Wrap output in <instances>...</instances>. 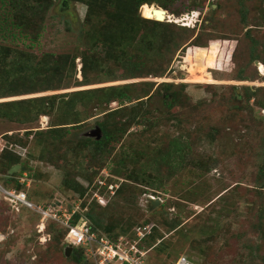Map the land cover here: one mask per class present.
I'll return each instance as SVG.
<instances>
[{"label": "rangeland", "instance_id": "374dc122", "mask_svg": "<svg viewBox=\"0 0 264 264\" xmlns=\"http://www.w3.org/2000/svg\"><path fill=\"white\" fill-rule=\"evenodd\" d=\"M52 2L35 38L9 24L13 8L9 0H0V47L10 49L7 60L0 61L3 77L10 80L6 85L0 80L5 94L0 108L13 117L0 115V139L6 138L2 144L16 152L14 142L26 138V130L77 125L70 131L51 129L53 135L64 134L51 148L47 141L30 142L24 177L32 201L62 211L78 205L82 212L97 202L115 222L147 216L164 237L149 250L147 262L152 264H171L179 254L195 264H264V244L262 252L252 248L257 237L264 238L255 229L263 225L264 230V0H149L162 21L146 19L135 1L115 0L90 20L87 1ZM195 37V43L208 44L212 37L219 41L194 48L189 45ZM150 39L154 47L146 56L142 50ZM118 40L126 46L112 47L120 45ZM48 53L76 57V69L51 75ZM83 53L97 70L92 81L77 84ZM219 55L222 68L216 63ZM96 60L109 72L99 73ZM156 64L165 71L130 75L133 67ZM50 65L55 67V62ZM163 82L179 89L180 100L173 108L166 107L161 95L143 97ZM9 89L15 92L11 96ZM121 92L129 98L120 97ZM146 107L160 111L165 120L139 122ZM102 121L113 134L110 144L116 146L110 157L95 154L92 147L80 156L69 155L66 166L63 160L59 165L37 157L45 146L55 156L52 148L62 141L98 140L91 132ZM103 134L101 129L99 139ZM114 156L122 165L111 160ZM126 174L139 179L125 186L130 197L116 192L130 178ZM66 175L87 191L66 187ZM4 177L1 170L0 180ZM7 204L0 194V264H74L51 241L49 218L42 232L41 214L27 208L15 211ZM176 216L180 225L170 231L169 222Z\"/></svg>", "mask_w": 264, "mask_h": 264}, {"label": "trees", "instance_id": "16d2710c", "mask_svg": "<svg viewBox=\"0 0 264 264\" xmlns=\"http://www.w3.org/2000/svg\"><path fill=\"white\" fill-rule=\"evenodd\" d=\"M76 1H87L85 3L87 5V20H90L97 10H100L101 8L109 5L110 3L114 2L115 0H101L100 2L96 1V0H76ZM127 1L128 2H134L135 1V4L140 2L139 5H141L143 15L146 17V19L147 18H154V19H157L158 21L160 20V19L156 18L152 12V11L157 12L158 7L155 5H152V4H147V3H150L149 0H127ZM9 2L13 8L11 14L9 15V16H11V20L8 17L9 24L11 26L19 27L21 30H24L27 33V35L34 34L35 38H38L41 35V31H42V28L44 26V14L46 13L47 9L49 12L50 9L54 5L52 0H48V2H46L44 0H9ZM119 3H122V2H119ZM143 4H145V5H143ZM161 13H165V15L169 16L167 11L163 8L161 9ZM160 21H162V20H160ZM197 37L192 38V39L190 38L191 41H190L189 46H191V47L194 46V48H196V47L207 48L211 44L212 41H217V42L219 41L216 38L214 39L212 37L209 39L208 44H206V43H204V44L203 43H195L194 41H197ZM146 41H147V38H146ZM151 41H153V39H150L149 42H147L148 46H146L144 48V50H142L143 55L148 56L150 54V50L153 49L154 46L150 43ZM224 42H227V41L225 40ZM118 44H120V45H113L112 47H114V48H121L122 47L123 48V46H126V45L122 44L121 40H118ZM191 47L189 49H191ZM183 50H184V48H183ZM187 52H188V50L186 51V54H187ZM9 53H10V49H5V48L0 47V61H6ZM186 54H185V56H186ZM109 55H111V50H109L107 56H109ZM81 56H82V62H83L82 74H81V77H79L75 74V76H76L75 79H76L77 84H84L86 82L92 81L91 75L93 74V72H95L97 70V69L92 68L91 63L89 61V58L87 57V55L85 53H83ZM48 59H49L48 66L51 68L49 71H52L51 75H55L57 73L62 74V72L66 71L70 68H73V70L76 69V65H75L76 57H74V56L69 57V56H67V54H62V55H58V56L54 57V55L52 53H48ZM220 60H221V55L218 56V59L216 61L217 66H219V67H221L219 64ZM51 62H53V63L55 62V67L50 65ZM96 62L99 65V68H101V69H98L99 73L109 72L108 69H103L102 62L97 61V60H96ZM93 65L97 66L95 63H93ZM153 71H160L161 73H163L165 71V68L162 66V64H156L153 67H147V66L143 65V66H140L139 68L133 67L131 69L130 75H132V76H146L149 73H153ZM2 72L3 71L1 70L0 71V80L3 84L6 85V83L10 80H8L7 77H3ZM239 79L240 80H246V78H243V77H241ZM12 80L17 82V79H12ZM161 85L164 88L163 92H161V90H160ZM2 87H4V86L0 85V89ZM260 87H262V86H260ZM260 87H255V88H260ZM46 89H48V88H46ZM116 89H120V88H116ZM8 91H9L8 93L12 92V90H10V89ZM3 93L4 92H2L0 90V97H5L4 96L5 94L3 95ZM14 93L15 92L10 93L8 96L13 95ZM159 95H161L163 97V102L165 103L167 108H173L174 105H176V103L178 102V100H180L178 87L174 88V85L171 83H168V82L160 83L155 90H152V89L149 90L148 93L145 94L143 97H146L147 100H152ZM120 97L129 98V94H127L126 92H121ZM125 98L124 99L123 98H117L116 100H118V102L123 103ZM146 99H142L140 101H145ZM1 103H0V105L3 106V104H1ZM151 109L152 108H150V107H146L143 112L139 113V115H140L138 118L139 122L142 121L144 123H148V122H152V123L159 122V124L162 123L163 120H165V117L161 116L162 114H160L161 113L160 111L154 112ZM0 115L2 117L13 118L8 111H4L2 108H0ZM99 124L101 127L100 129H102V131L104 133L103 134L104 136L101 139L94 140L92 138H79V139L73 138L67 142L62 141L61 143H58L57 146H55L56 148H52V149H55V153H56L55 156L50 154L51 153L50 148L52 146V143H54V141L57 140V138H59V137H61V138L58 141H61L62 138L64 137V134L59 133V134L53 135V131H50V130L66 127V128H68L67 130L70 131L72 127H76L77 125L63 126V125H66V124H63L61 126H57V128H48L45 130L44 129L34 130V131L30 130V129L26 130L25 131L26 132V138H19L18 140H15V142H14L15 146H16V152L10 151L7 148V145L3 149H0V171L2 170L4 172V175H5L4 179L2 178L3 181L2 180L1 181L7 187H14V188H17L19 190L25 189L26 186L19 182L18 177L22 176L24 171L27 170V167L29 164L28 161L30 159V154H31V151H30V148H31L30 144L31 143L30 142L33 139L36 141L37 144L38 143H44L46 141L48 142L47 144L50 146V148L46 147V146H45V148H40L41 149V150H39L40 154H38L37 157H39V158L43 157L46 159V161H48L47 159L49 158V160L53 164H59L60 165V162L63 160V163H65L63 166H66L67 163L70 161L69 155L70 156H72V155L73 156H77V155L80 156L83 151L89 150L90 147H92L95 154H97L99 156H104L106 158L110 157L114 148L116 147L115 144L114 145L110 144V141H111V138L113 137V134L110 133V130L107 126L108 124L106 122L102 121V122H99ZM1 137H2L1 138L2 142H4L6 138H4V136H1ZM52 137H55V138H52ZM178 137H179L178 138V140H179L180 136H178ZM7 138L9 139V140L7 139L8 141L12 140L11 137L7 136ZM22 139H24V140H22ZM117 140L119 142L120 135L117 137ZM58 141H56V142H58ZM91 155H92V153H87L86 157H88V156L90 157ZM183 156H184L183 153H180L178 157L181 158ZM111 160L115 163L122 165L120 160H117V158L115 156ZM177 161H178L177 164H181L180 160H177ZM101 163L103 164V162H101ZM16 164H20L19 171L14 172L12 174L9 173V170L12 167H14ZM113 170H115V169H113ZM68 175H66V177L63 180L66 187H71L72 190H75V191H82V192L87 191V188L81 182L77 181L74 178H73V180H70L71 178H69ZM126 175H130L129 176L130 180L129 179L124 180V182H122L121 186L117 188L116 192L118 195L120 194L123 197H130L129 191L125 190V193H124L125 186L128 185L127 183L132 182L133 180L136 182H139L138 181L139 179L136 177L137 175L136 176H133L131 174H126ZM28 197L30 200H32L31 195L30 196L28 195ZM42 205L45 208L50 206V204H48V203H45ZM73 206H74L73 204L69 205V209H71ZM8 207L10 208L9 205H8ZM100 207H101V205L98 204L97 202H95L94 205H92L90 208H89V206L87 207V210H89L87 212H82L78 208L75 211V213L72 215V217L70 218V221H69L70 224L71 225H77L81 221H87L89 226H90L91 231L96 232L100 236L106 235L107 237H109L111 240H114V241H116L120 236L133 238L134 237V229L137 225L149 224V225H152V230L141 242V246H144L145 248H147L149 250H151L152 247H155L156 244L153 245V242L157 243V241H156L157 238H161V237L164 238L163 233L157 228V226H155V224L147 216L143 217L145 219H141V220H139L138 218H130L128 223H127V219L125 220V222H123L124 219H122V218H120V219L118 218L117 222H115V221H110V219L113 218V216L107 217L105 214L106 210H101ZM103 208H106V207H103ZM54 221H56V220L50 219L49 224L47 223L48 226H47L46 230L52 231L53 238L51 239V241H54L56 243V245L59 246V248L62 252L63 250L65 251L64 248L67 245V243L65 241L63 243V239L65 238V235L67 233L68 228L63 223H60V224L57 222L53 223ZM180 222H181L180 216H176V217L172 218V221L169 222L170 226H171L170 231L175 230L180 225ZM56 223L59 225L58 226L55 225ZM255 229H257L259 234H262V233L264 234L263 225L255 227ZM226 230L227 229H225V231ZM258 239H260V240H258ZM256 240H257V243H252L253 244L252 248H253L254 252H262L263 249L260 247V245L264 244V238H258L257 237ZM149 243H151V244H149ZM249 246H251V245H249ZM180 255L181 254L177 255V257L173 260V262L171 264H173L175 262V260ZM69 256L70 257H68V258L64 257V259L67 263L73 262L74 264H93L91 258L88 256L86 249L83 245L73 246V250ZM261 257L264 259V254ZM148 263L152 264L149 261H148Z\"/></svg>", "mask_w": 264, "mask_h": 264}, {"label": "built area", "instance_id": "2783aa9c", "mask_svg": "<svg viewBox=\"0 0 264 264\" xmlns=\"http://www.w3.org/2000/svg\"><path fill=\"white\" fill-rule=\"evenodd\" d=\"M3 148L4 145L0 139V149ZM24 175L27 177V172H24L18 180L21 184L25 185L26 178ZM111 188H113V185L109 186V189ZM0 194L15 211L27 208L41 214L42 223L39 225L41 226L40 231L42 232L45 230L44 220L48 218L60 221L66 225L68 230L64 241L72 246L83 245L93 264H149L147 262L149 249L141 246V242L151 232L152 225H137L134 229L133 238L120 236L114 241L106 235L100 236L96 232L91 231L87 221H81L77 225H71L69 222L70 218L78 209V205L73 206L71 209L65 208V211L60 210V208L59 210H55L52 206L45 208L42 204H36L30 200L25 190L7 187L1 180ZM173 264L195 263L186 255H180Z\"/></svg>", "mask_w": 264, "mask_h": 264}, {"label": "water", "instance_id": "95a60500", "mask_svg": "<svg viewBox=\"0 0 264 264\" xmlns=\"http://www.w3.org/2000/svg\"><path fill=\"white\" fill-rule=\"evenodd\" d=\"M259 62L256 61V64H258ZM91 135L92 136H96L97 139L100 138L101 136V129L99 127H97L96 129H94L92 132H91ZM20 168V164H16L14 167H12L10 170H9V173H14V172H17L18 169ZM161 200L159 198H157L156 202H160ZM65 253L67 256H69L73 250V246L70 245V244H67L65 246Z\"/></svg>", "mask_w": 264, "mask_h": 264}, {"label": "clouds", "instance_id": "9594fccd", "mask_svg": "<svg viewBox=\"0 0 264 264\" xmlns=\"http://www.w3.org/2000/svg\"><path fill=\"white\" fill-rule=\"evenodd\" d=\"M25 190V189H24Z\"/></svg>", "mask_w": 264, "mask_h": 264}]
</instances>
